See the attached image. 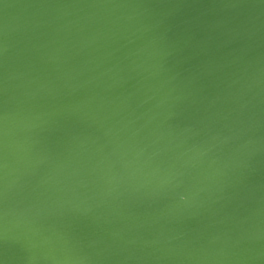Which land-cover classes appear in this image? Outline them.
<instances>
[{"label": "water", "instance_id": "1", "mask_svg": "<svg viewBox=\"0 0 264 264\" xmlns=\"http://www.w3.org/2000/svg\"><path fill=\"white\" fill-rule=\"evenodd\" d=\"M0 264H264V0H0Z\"/></svg>", "mask_w": 264, "mask_h": 264}]
</instances>
